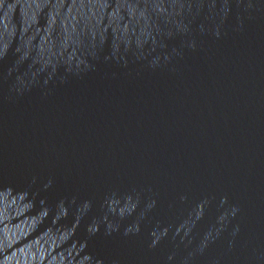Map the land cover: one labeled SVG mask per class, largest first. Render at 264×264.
I'll return each mask as SVG.
<instances>
[{"label": "water", "instance_id": "1", "mask_svg": "<svg viewBox=\"0 0 264 264\" xmlns=\"http://www.w3.org/2000/svg\"><path fill=\"white\" fill-rule=\"evenodd\" d=\"M0 264H264V0H0Z\"/></svg>", "mask_w": 264, "mask_h": 264}]
</instances>
